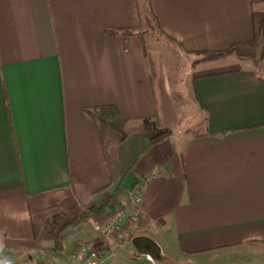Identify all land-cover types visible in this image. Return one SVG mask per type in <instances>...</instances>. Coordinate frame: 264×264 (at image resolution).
<instances>
[{
    "label": "crops",
    "instance_id": "obj_1",
    "mask_svg": "<svg viewBox=\"0 0 264 264\" xmlns=\"http://www.w3.org/2000/svg\"><path fill=\"white\" fill-rule=\"evenodd\" d=\"M149 14L206 58L198 131L180 129L166 57L138 32ZM135 186L139 226L113 243L106 210ZM80 249L264 264V0H0V258L86 264Z\"/></svg>",
    "mask_w": 264,
    "mask_h": 264
},
{
    "label": "rangeland",
    "instance_id": "obj_2",
    "mask_svg": "<svg viewBox=\"0 0 264 264\" xmlns=\"http://www.w3.org/2000/svg\"><path fill=\"white\" fill-rule=\"evenodd\" d=\"M146 18V21L143 19L138 28V32L150 46L158 50L160 49L166 57L170 73V82L174 89V96L178 104L179 127L180 129H188L189 133L195 132L196 130L198 131L195 123L201 121L202 114L193 104L194 99L190 88V82L195 69L199 70L200 68L205 67L202 66L205 64H203L202 61L206 58L184 53L171 39L162 35L155 25L151 14ZM87 209V207H84V210ZM133 232H136V230ZM72 248L69 247V250H72ZM27 256L28 255L23 254L17 255L14 259L6 257V260L0 258V264H43V259L40 258V254H38L36 258L37 263L32 259H28Z\"/></svg>",
    "mask_w": 264,
    "mask_h": 264
},
{
    "label": "built area",
    "instance_id": "obj_3",
    "mask_svg": "<svg viewBox=\"0 0 264 264\" xmlns=\"http://www.w3.org/2000/svg\"><path fill=\"white\" fill-rule=\"evenodd\" d=\"M155 173V171H153ZM142 193L139 186H135L126 195L119 200L113 207L106 210L107 222L103 228L104 234L111 242H120L131 236L136 230L140 222V205L142 203ZM128 214V215H127ZM125 216L128 217L129 226L124 227L123 221ZM88 250V249H87ZM86 249H80L74 255L76 260H84L86 264H97L98 260H103V257L92 250H88V255L85 254Z\"/></svg>",
    "mask_w": 264,
    "mask_h": 264
},
{
    "label": "trees",
    "instance_id": "obj_4",
    "mask_svg": "<svg viewBox=\"0 0 264 264\" xmlns=\"http://www.w3.org/2000/svg\"><path fill=\"white\" fill-rule=\"evenodd\" d=\"M109 203V201L104 202L102 205L98 206V207H90L87 210H83L82 214L80 215V217L76 220L77 222H84L86 220V218L90 217L92 214H97L99 212H103L106 208V205Z\"/></svg>",
    "mask_w": 264,
    "mask_h": 264
}]
</instances>
